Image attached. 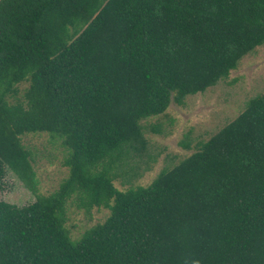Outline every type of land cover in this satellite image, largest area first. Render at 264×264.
I'll return each mask as SVG.
<instances>
[{
    "label": "trees",
    "instance_id": "trees-1",
    "mask_svg": "<svg viewBox=\"0 0 264 264\" xmlns=\"http://www.w3.org/2000/svg\"><path fill=\"white\" fill-rule=\"evenodd\" d=\"M262 44L264 0H0V189L9 170L35 195L0 200V264H264V92L148 184L113 185L154 162L142 119ZM34 132L65 149L47 194ZM67 202L108 214L71 239Z\"/></svg>",
    "mask_w": 264,
    "mask_h": 264
},
{
    "label": "rangeland",
    "instance_id": "rangeland-1",
    "mask_svg": "<svg viewBox=\"0 0 264 264\" xmlns=\"http://www.w3.org/2000/svg\"><path fill=\"white\" fill-rule=\"evenodd\" d=\"M25 84H18L19 94ZM264 92V44L256 46L241 57L235 69L203 92L184 97L181 105L170 103L159 115L140 121L147 140L146 153L154 162L147 170L139 168L140 176L126 182L116 177L113 185L124 189L127 185H146L156 173L177 163L194 150L196 142L207 139L220 127L232 120L243 108L245 101ZM20 141L29 152L35 173L36 193L53 191L66 176L62 165L65 149L60 139L45 132L24 133ZM180 141H189L185 149ZM31 193L9 170L5 171L0 189V200L22 206L34 201ZM64 226L71 239H76L91 225L101 222L108 214L104 207L91 208L88 212L67 202Z\"/></svg>",
    "mask_w": 264,
    "mask_h": 264
}]
</instances>
